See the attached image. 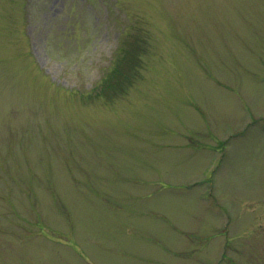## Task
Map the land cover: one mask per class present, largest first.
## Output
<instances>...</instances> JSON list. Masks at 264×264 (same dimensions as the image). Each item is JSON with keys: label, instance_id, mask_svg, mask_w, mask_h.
<instances>
[{"label": "rangeland", "instance_id": "obj_1", "mask_svg": "<svg viewBox=\"0 0 264 264\" xmlns=\"http://www.w3.org/2000/svg\"><path fill=\"white\" fill-rule=\"evenodd\" d=\"M0 264H264V0H0Z\"/></svg>", "mask_w": 264, "mask_h": 264}, {"label": "trees", "instance_id": "obj_2", "mask_svg": "<svg viewBox=\"0 0 264 264\" xmlns=\"http://www.w3.org/2000/svg\"><path fill=\"white\" fill-rule=\"evenodd\" d=\"M124 59L130 58L129 61H134L137 57L136 47L132 46L125 50ZM122 66L115 65L111 70L110 73L103 78L100 83L98 84L96 90V94L108 95L110 96L116 89H122L123 81H122Z\"/></svg>", "mask_w": 264, "mask_h": 264}]
</instances>
